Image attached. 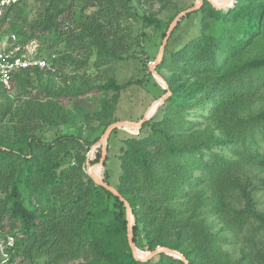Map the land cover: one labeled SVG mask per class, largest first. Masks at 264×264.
I'll list each match as a JSON object with an SVG mask.
<instances>
[{"label":"trees","instance_id":"16d2710c","mask_svg":"<svg viewBox=\"0 0 264 264\" xmlns=\"http://www.w3.org/2000/svg\"><path fill=\"white\" fill-rule=\"evenodd\" d=\"M20 1L10 4L5 18L23 44L56 31L67 44L86 40L96 53L97 66L126 53L118 20L130 13L131 0H33L38 6L35 16L16 24L20 14L16 19L11 12ZM90 7L94 10L85 13ZM197 10L199 34L175 51H164L155 67L171 93L143 122L142 134L125 139L115 188L131 207L136 246L148 251L172 248L188 264H251L245 252L233 257L223 248L227 237L213 230L205 215L211 206L206 189L215 202L213 210L222 213L219 207L235 188L249 201L240 183L242 166L264 170V108L244 112L264 81L247 76L264 72V54L233 64L262 34L264 0H235L226 9L203 0ZM61 16L74 25L58 30ZM144 23L160 25L153 16ZM64 58L70 56L55 60ZM41 70L22 69L9 88L25 90L30 74ZM104 86L114 92L115 103L121 85L111 78ZM9 88L0 83V99ZM39 92L0 102V128L11 115L19 118L17 133L21 129L16 137L0 133V231L14 238L10 261L32 262L52 250L55 256L74 251L84 264H184L165 253L147 261L133 257L123 202L85 171L92 142L82 137L81 128L51 141L26 129L35 122L74 127V116L58 98L65 91H50L46 97ZM103 179L108 182L107 175ZM247 209L264 228V214ZM246 217L238 211L231 220L243 223ZM138 253L146 252L138 248Z\"/></svg>","mask_w":264,"mask_h":264},{"label":"rangeland","instance_id":"374dc122","mask_svg":"<svg viewBox=\"0 0 264 264\" xmlns=\"http://www.w3.org/2000/svg\"><path fill=\"white\" fill-rule=\"evenodd\" d=\"M196 2V0H131L130 13L124 14L118 20L119 34L124 40L126 53L123 54V58L108 61L101 66L95 64L96 53L86 40L75 39V42L67 44L56 31L40 33L37 37L24 42L32 52L45 56L54 52L57 57L68 54L70 58L59 61L56 59L50 68L42 69L39 73H31L30 83L25 86V90L20 87L9 88V85L7 87L9 89L0 102L16 101L17 96H24L29 92L34 94L40 91V95L46 97V95L50 96V91L64 90L65 92L58 98L74 116V127L71 124L54 127L35 122L27 123L26 129L44 141H51L58 136L77 132L76 127H80L82 137L92 142L86 153L85 171L87 172V168L100 159L102 135L111 123L140 120L146 115L149 106L165 95L166 89L163 82L154 76L149 66L159 53L172 19L177 13L192 7ZM37 9L38 6L33 0H21L12 9L11 16L16 18L20 14V18H16L15 23L21 24L25 19H32ZM92 10L94 8L90 7L85 10V13L88 14ZM200 15L201 13L196 9L177 22L169 34L165 51H175L199 34ZM150 16L158 19L160 25L144 23L145 17ZM62 17H59L61 24L59 23L58 30H66L68 24L71 27L74 25ZM8 27L7 21L5 28L8 29ZM7 32L17 35L10 28ZM263 54L264 24L262 34L254 39L252 44L244 50L240 59L233 64ZM161 70L166 76L170 74L166 69ZM257 76L260 80L264 79V72L259 74L250 72L247 77L255 80ZM111 78L121 85L118 100L115 103H112L114 92L104 86ZM108 103L112 104L113 108ZM156 105L151 111L155 110ZM262 108H264V81L260 83L244 112L247 114ZM107 120H110V123L104 126ZM19 126V118L7 116L1 123L0 133L16 137L21 130L18 129L17 133ZM139 129L127 124L124 127L114 128L109 134L106 148L107 159L102 169H96L95 173L101 170L100 176L104 178L107 175L108 183L113 187H116L121 173L120 155L125 146V139L136 136L139 132L141 135L142 131ZM239 177L240 183L245 185L249 193V201L240 189L235 188L232 193L229 192L226 200L219 207L222 213H216V210H213L215 202L212 200L210 191L206 189L211 206L206 208L205 215L212 229L218 230L222 236L227 237L222 246L233 257H239L243 251L248 255L251 264H264V228L258 227V221L247 209L251 206L255 212L264 214V170L253 165H243ZM0 197H2L1 193ZM210 208L212 211L209 210ZM238 211H244L247 216L243 223L231 220ZM137 247L145 252L148 251ZM16 264H84V262L82 259H75L74 251L55 256V252L47 250L32 262L23 260Z\"/></svg>","mask_w":264,"mask_h":264},{"label":"water","instance_id":"95a60500","mask_svg":"<svg viewBox=\"0 0 264 264\" xmlns=\"http://www.w3.org/2000/svg\"><path fill=\"white\" fill-rule=\"evenodd\" d=\"M197 2L190 8H187L179 13L176 14V16L172 19L171 23L169 24L166 34L163 38L159 53L155 59L154 62L150 63V70L151 72L154 74V76L158 79H160L163 82V86L166 89V93L164 96H162L161 98H159L157 101V105L155 107V110L153 111V113L157 110V107L163 103L165 101V99L170 95L171 91L169 90V86L167 84V82L165 81V79L154 69L156 64H158L163 55H164V51H165V46L169 37V34L171 32V30L173 29V27L177 24V22L185 15H187L188 13L198 9L202 3L203 0H196ZM208 2L211 3V5L216 8V9H226L227 7H230L233 5V3L230 6H227L229 0H221V2H215L214 0H207ZM150 107V106H149ZM149 110V108L147 109V111ZM152 114L150 115H144L140 120L138 121H115L113 123H111L106 130L104 131L103 135H102V139H101V155H100V159L97 163L93 164L92 166L88 167V171L87 174L91 177V179L98 185L103 186L105 189H107L108 191H110L112 194H114L115 196H117L124 204L125 210H126V220H127V242L128 245L131 249V253L133 255V257L136 260H140V261H147L151 258H153L154 256H156L159 253H165L174 257H177L181 260L184 261V264H188V261L185 259V257L177 250H174L172 248H168V247H161V246H157L154 250L151 251H147L144 255H139L138 253V248L135 244V242L133 241V225H134V216L131 210V207L128 203L127 200H125L120 193L117 191V189L113 186H111L107 181H105L103 179L102 176L97 175L95 173V167H103L104 166V161H105V157H106V148H107V140L109 137L110 132L116 128V127H124V125H131L133 127H138L140 128L143 124L144 121L150 119L152 117Z\"/></svg>","mask_w":264,"mask_h":264},{"label":"built area","instance_id":"2783aa9c","mask_svg":"<svg viewBox=\"0 0 264 264\" xmlns=\"http://www.w3.org/2000/svg\"><path fill=\"white\" fill-rule=\"evenodd\" d=\"M15 1L0 0V83L5 87L10 85L14 76L22 69L50 68L57 57L54 52L46 56L36 54L21 43L15 33L7 32L5 15L10 4ZM13 252V236H2L0 231V264H16L15 261H10V254Z\"/></svg>","mask_w":264,"mask_h":264},{"label":"bare ground","instance_id":"6f19581e","mask_svg":"<svg viewBox=\"0 0 264 264\" xmlns=\"http://www.w3.org/2000/svg\"><path fill=\"white\" fill-rule=\"evenodd\" d=\"M156 104H157V101H155L154 103H152V104L150 105L149 110L146 111V115L148 114V112H150V111L154 108V106H155ZM99 168H101V167H97V168H95L94 170L99 169Z\"/></svg>","mask_w":264,"mask_h":264}]
</instances>
